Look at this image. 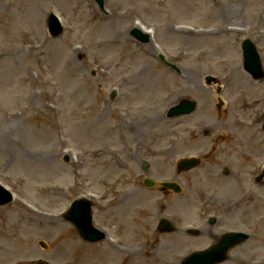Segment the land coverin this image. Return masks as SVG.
Segmentation results:
<instances>
[{
    "label": "rangeland",
    "instance_id": "obj_1",
    "mask_svg": "<svg viewBox=\"0 0 264 264\" xmlns=\"http://www.w3.org/2000/svg\"><path fill=\"white\" fill-rule=\"evenodd\" d=\"M104 9L0 0V182L15 195L0 207V247L29 235L36 250L0 264H180L227 230L251 238L219 264H264V179L254 180L264 166V77L245 71L241 47L253 40L264 65V0H105ZM51 11L65 25L56 37ZM135 25L151 39L133 37ZM209 75L222 85L220 108ZM182 98L197 101L195 112L168 118ZM191 153L201 165L178 174L177 157ZM145 176L183 190L164 194ZM79 196L94 200V223L112 241L87 243L65 218ZM162 217L176 230L159 231Z\"/></svg>",
    "mask_w": 264,
    "mask_h": 264
},
{
    "label": "water",
    "instance_id": "obj_2",
    "mask_svg": "<svg viewBox=\"0 0 264 264\" xmlns=\"http://www.w3.org/2000/svg\"><path fill=\"white\" fill-rule=\"evenodd\" d=\"M100 4H102L103 0H98ZM49 29L53 35H58L61 32V26L55 16L52 14L49 20ZM133 34L139 39L146 41L147 38L139 33L138 31H133ZM246 68L254 74V76H259L261 74V59L256 50L254 43L247 39L243 44ZM195 107V103L193 101H182L179 105L173 107L169 114H181V113H189ZM184 167H191L197 164L196 159H189L182 161ZM181 164V165H182ZM147 184H152L153 180L147 178ZM162 185L165 187H175L178 189L179 187L170 182H162ZM11 193L4 190L0 187V205L6 204L11 200ZM91 201L81 199L80 201H76L73 204V213L70 217L77 223L80 232L82 235L92 241L101 239L104 234L103 232L97 230L92 224V216H91ZM160 229L171 230L173 229L169 223L165 220L162 221L160 225ZM247 238V235L244 233H227L225 234L221 241L214 245L213 247L204 250L197 251L190 254L187 258H185L182 264H216L218 262L223 261L227 257L228 250L234 245L244 241ZM20 264H46L43 261L34 262V263H20Z\"/></svg>",
    "mask_w": 264,
    "mask_h": 264
},
{
    "label": "bare ground",
    "instance_id": "obj_3",
    "mask_svg": "<svg viewBox=\"0 0 264 264\" xmlns=\"http://www.w3.org/2000/svg\"><path fill=\"white\" fill-rule=\"evenodd\" d=\"M173 12H175V10H173ZM226 28L227 27H223V30H226ZM226 32H230V31H228V30H226ZM180 34V33H179ZM240 78H241V80H244L245 81V77L243 76V75H240ZM248 83H250L249 81H247ZM248 83H244V85L245 84H247V85H249ZM246 85V86H247ZM248 87V86H247ZM249 89V91L251 90V88H248ZM92 141H93V143H95V144H98V142L95 140V139H92ZM25 207H27L26 205H24ZM23 207V206H22ZM28 208V207H27ZM25 210H27L28 212H30V213H32V210H30L29 208L28 209H26L25 208ZM127 212L126 211H124V213H122V214H126ZM34 214V213H33ZM55 218H54V220H52V221H62L63 219L61 218V217H59V216H54ZM119 217H120V219L122 220V219H125L124 217H122L121 216V213H120V215H119ZM60 226L58 225V226H56L55 228H52V232H56V230H58V228H59ZM59 230H61V229H59ZM58 230V231H59ZM22 235V234H21ZM29 238V235H22V238L20 237V235L19 236H17L15 239H13V240H6L4 243H2L1 244V247H0V257H2V258H8V257H12V256H14V255H18V254H25V253H35L36 252V250L35 249H33V247L31 246V245H29L28 243V241H27V239ZM27 241V242H26ZM26 242V243H25ZM108 243V242H107ZM109 244V243H108ZM71 247H72V244H70L68 247H67V249H66V251L65 252H61L63 255L65 254V253H70V249H71ZM154 252H155V250H153Z\"/></svg>",
    "mask_w": 264,
    "mask_h": 264
}]
</instances>
